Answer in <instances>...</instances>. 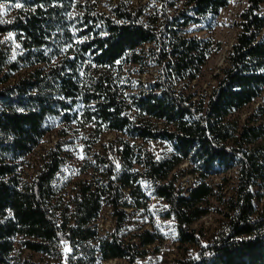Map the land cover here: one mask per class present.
I'll return each instance as SVG.
<instances>
[{"label":"trees","instance_id":"trees-1","mask_svg":"<svg viewBox=\"0 0 264 264\" xmlns=\"http://www.w3.org/2000/svg\"><path fill=\"white\" fill-rule=\"evenodd\" d=\"M130 1L104 12L93 0H0V264H134L162 236L130 234L137 215L169 219L179 244L197 246L171 264H264V102L240 113L264 92V0H244L201 95L186 86L221 42L185 28L230 0ZM65 125L85 130L76 165ZM55 127L61 139L25 178L24 157ZM107 131L117 135L94 149ZM66 169L87 174L70 182ZM103 206L112 225L101 233ZM212 208L224 218L206 236L192 223Z\"/></svg>","mask_w":264,"mask_h":264},{"label":"rangeland","instance_id":"rangeland-1","mask_svg":"<svg viewBox=\"0 0 264 264\" xmlns=\"http://www.w3.org/2000/svg\"><path fill=\"white\" fill-rule=\"evenodd\" d=\"M96 2V9L99 11L107 12L109 7L117 0H93ZM137 0H131V3ZM245 6L244 0H230V3L223 7L219 14L212 19L208 18L206 22L198 24H190L185 30L188 34H195L202 37H213L221 42V49L212 53L207 59L206 63L203 65L199 75L192 79L186 86V88L193 92L195 95L206 94L209 92L210 88L216 83V74L220 72L222 66L226 64L227 53L230 48L231 43L235 39L237 26L236 21L239 19V12ZM264 7V4H263ZM264 102V92L257 99L253 100L249 104L245 105L240 113L245 116L254 106L258 103ZM68 130V135L73 137L71 144H67V152L69 153L68 161L71 164H78L80 161L87 156L82 147V138L84 129L72 131L73 125L64 126ZM55 127L51 131L45 133L41 141L24 157L22 163V174L26 178L34 169L39 165L41 156L47 146H50L54 139H61V136L57 132ZM117 135L114 131H107L103 133L94 149H98L100 142L114 138ZM184 164V163H183ZM86 172H73V170L66 169L65 175H69L70 182L78 180L79 178L86 177ZM223 174L212 175L209 181L216 182L221 181ZM226 179L223 180L225 183L224 190L227 193L233 191V187L236 181V172L234 169L228 170L225 173ZM192 180L191 175L187 174L179 179V184H188ZM71 184L64 188V193L70 191ZM211 203L216 204V200L211 198ZM224 218V215L219 211V209L212 208L207 214L202 216L197 221L192 223V226L197 228L201 227L204 229L205 235H210L215 228L219 227L220 220ZM148 220L153 221L154 226L149 223ZM96 227L99 232L103 233L108 230L112 225V217L109 213V208L103 206L98 213L95 220ZM130 224L132 227L128 230L130 234L134 231L140 229L134 228L139 226L140 228H148L154 230L158 228L162 232V236L152 243L146 244L143 248L145 253L136 259L134 264H171V260L174 257L189 254L195 249L194 244H179L173 237L172 225L169 219H161L154 215L152 219L148 215H137L131 218ZM29 254L32 259L40 260L41 256L38 253L31 252L28 250H23L22 255ZM125 260L123 258H112L106 260L101 264H124Z\"/></svg>","mask_w":264,"mask_h":264},{"label":"snow or ice","instance_id":"snow-or-ice-1","mask_svg":"<svg viewBox=\"0 0 264 264\" xmlns=\"http://www.w3.org/2000/svg\"><path fill=\"white\" fill-rule=\"evenodd\" d=\"M17 7H19L20 5H16ZM3 8V5H0V9H2Z\"/></svg>","mask_w":264,"mask_h":264},{"label":"water","instance_id":"water-1","mask_svg":"<svg viewBox=\"0 0 264 264\" xmlns=\"http://www.w3.org/2000/svg\"><path fill=\"white\" fill-rule=\"evenodd\" d=\"M185 164V163H184Z\"/></svg>","mask_w":264,"mask_h":264}]
</instances>
